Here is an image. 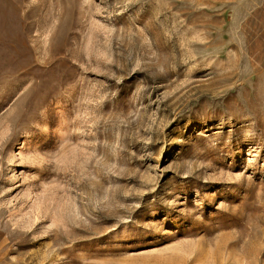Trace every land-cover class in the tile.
Listing matches in <instances>:
<instances>
[{"label":"rangeland","instance_id":"rangeland-1","mask_svg":"<svg viewBox=\"0 0 264 264\" xmlns=\"http://www.w3.org/2000/svg\"><path fill=\"white\" fill-rule=\"evenodd\" d=\"M0 264H264V0H0Z\"/></svg>","mask_w":264,"mask_h":264}]
</instances>
